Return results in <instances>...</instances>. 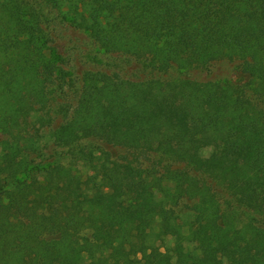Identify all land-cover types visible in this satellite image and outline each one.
<instances>
[{"label": "trees", "instance_id": "16d2710c", "mask_svg": "<svg viewBox=\"0 0 264 264\" xmlns=\"http://www.w3.org/2000/svg\"><path fill=\"white\" fill-rule=\"evenodd\" d=\"M37 2L145 69L238 60L249 80L86 71L49 131L67 160L36 162V122L49 119L38 113L66 73L47 53L41 5L0 0V264H264V227L242 219L264 212V0ZM89 138L127 155L113 159ZM184 199L193 205L181 219Z\"/></svg>", "mask_w": 264, "mask_h": 264}, {"label": "rangeland", "instance_id": "374dc122", "mask_svg": "<svg viewBox=\"0 0 264 264\" xmlns=\"http://www.w3.org/2000/svg\"><path fill=\"white\" fill-rule=\"evenodd\" d=\"M30 1L36 5H41L42 27L48 38L47 53L49 56L58 59L59 67L66 73L63 79L55 81L47 89V102L43 110L38 113V115H45L49 119L45 124L36 122L39 127L38 134L35 137L38 140V147L30 154V157L35 159L36 162L51 163L67 160L63 149L56 146L49 139V131L66 120L65 108L73 109L76 105L81 92L82 75L86 71L116 74L120 78L132 81L185 78L197 82L227 80L235 85H245L249 80V76L239 70L238 60L216 61L208 69H193L183 72L176 69H170L167 72L145 69L137 61L123 54L103 53L99 49L96 40L87 32L69 23L68 19L63 16L62 11L37 2V0ZM32 120H35V117H32ZM31 132L34 133L35 130L32 128ZM82 144L92 149H102L118 161H122L123 156L127 155L124 148L106 143L100 139H85ZM207 181L211 184L222 203L229 201L231 204H235L232 196L223 187L211 179L207 178ZM192 205L193 202L188 199H184L179 203L176 212L182 217L181 219L190 215ZM249 217L253 218L256 225L264 227V212L256 214L243 209L242 219L248 221L250 220Z\"/></svg>", "mask_w": 264, "mask_h": 264}]
</instances>
